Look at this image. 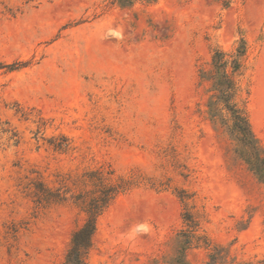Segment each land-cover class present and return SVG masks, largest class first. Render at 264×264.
<instances>
[{"label":"rangeland","instance_id":"374dc122","mask_svg":"<svg viewBox=\"0 0 264 264\" xmlns=\"http://www.w3.org/2000/svg\"><path fill=\"white\" fill-rule=\"evenodd\" d=\"M242 41L240 100L264 148V0H0V264H64L86 214L29 185L96 169L132 185L88 264H264V183L211 121L202 78Z\"/></svg>","mask_w":264,"mask_h":264},{"label":"trees","instance_id":"16d2710c","mask_svg":"<svg viewBox=\"0 0 264 264\" xmlns=\"http://www.w3.org/2000/svg\"><path fill=\"white\" fill-rule=\"evenodd\" d=\"M246 51L244 41L233 55L217 51L212 58V68L203 70L202 78L211 84V96L208 101L211 121L214 125L224 128L234 138L240 159L264 183V148L254 134L244 102L240 100L241 87L237 80L242 71V59ZM63 141L66 139L63 138ZM54 148L66 150L63 145L54 144ZM60 184L56 189L38 181L31 182L29 186L33 189L32 193L38 205L72 201L86 214L84 224L72 234L64 264H88L87 257L97 231L99 217L120 193L132 185V181L124 177L115 178V171L112 169H96L86 171L76 179L68 177ZM184 221L188 227L189 239L181 244L182 248L188 249L193 246V240L197 237L195 232L199 228V222L198 217L189 212L184 213ZM206 244L210 246L209 243ZM181 258L182 255L178 259L180 263Z\"/></svg>","mask_w":264,"mask_h":264}]
</instances>
